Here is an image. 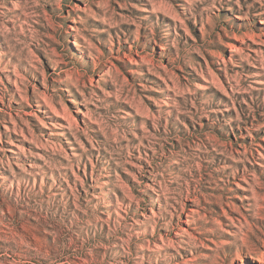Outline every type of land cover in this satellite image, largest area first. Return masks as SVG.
Listing matches in <instances>:
<instances>
[{"label":"clouds","instance_id":"1","mask_svg":"<svg viewBox=\"0 0 264 264\" xmlns=\"http://www.w3.org/2000/svg\"><path fill=\"white\" fill-rule=\"evenodd\" d=\"M262 261L264 0H0V264Z\"/></svg>","mask_w":264,"mask_h":264},{"label":"rangeland","instance_id":"2","mask_svg":"<svg viewBox=\"0 0 264 264\" xmlns=\"http://www.w3.org/2000/svg\"><path fill=\"white\" fill-rule=\"evenodd\" d=\"M63 115H64V118L69 121H74V120L79 119L78 117L75 116V113L71 110V108L67 106H66V109ZM262 264H264V261H262Z\"/></svg>","mask_w":264,"mask_h":264}]
</instances>
